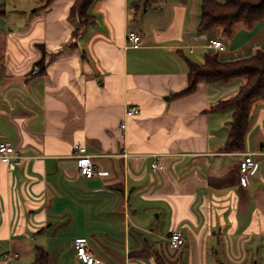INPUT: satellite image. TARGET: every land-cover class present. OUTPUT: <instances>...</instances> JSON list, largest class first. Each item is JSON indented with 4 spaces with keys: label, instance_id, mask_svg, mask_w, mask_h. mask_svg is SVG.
I'll return each instance as SVG.
<instances>
[{
    "label": "crops",
    "instance_id": "1",
    "mask_svg": "<svg viewBox=\"0 0 264 264\" xmlns=\"http://www.w3.org/2000/svg\"><path fill=\"white\" fill-rule=\"evenodd\" d=\"M136 1L95 0L94 22L74 38V0H0V142L18 154L13 168L0 159V264H35L38 248L52 264H82L78 236L106 264H264V97L244 148L230 151L232 108L211 107L243 81L200 80L178 94L188 60L264 50V20L227 38L221 27L198 30L201 0L138 13ZM210 38L224 48H208ZM44 53L45 71L34 72ZM134 104L140 111L126 116ZM78 143L107 175L77 173ZM246 153L256 167L242 174ZM173 230L186 239L177 250ZM6 252L19 256L8 262Z\"/></svg>",
    "mask_w": 264,
    "mask_h": 264
},
{
    "label": "trees",
    "instance_id": "2",
    "mask_svg": "<svg viewBox=\"0 0 264 264\" xmlns=\"http://www.w3.org/2000/svg\"><path fill=\"white\" fill-rule=\"evenodd\" d=\"M53 0H42L49 5ZM95 0H74L68 19L79 22L72 36L77 38L88 25L94 22V16L89 9ZM161 0H137L134 10L138 13L148 7L155 6ZM201 14L198 23L200 32H210L215 27H221L225 37L233 36L238 25L252 27L264 20V0H201ZM45 53L34 65V72L45 71ZM188 82L184 90L178 94H185L196 89L200 80L208 83H230L242 80L238 90L231 96L220 99L211 107V111H220L232 108V117L229 122L226 150L238 151L244 148L245 137L249 128L251 107L253 103L264 97V50L258 49L253 54L235 59L221 60L219 52L205 54L202 63L188 60ZM34 74V73H33ZM35 264H52L49 254L38 248L35 255ZM157 264H165L161 259Z\"/></svg>",
    "mask_w": 264,
    "mask_h": 264
},
{
    "label": "built area",
    "instance_id": "3",
    "mask_svg": "<svg viewBox=\"0 0 264 264\" xmlns=\"http://www.w3.org/2000/svg\"><path fill=\"white\" fill-rule=\"evenodd\" d=\"M128 44L131 47H139L141 42V37L138 31L131 30L127 34ZM210 49H223V43L217 38H210L207 43ZM192 51V49H191ZM140 111V105L134 104L127 106L125 109L126 116H131ZM122 128L126 127V123H121ZM75 156L77 158L76 171L79 175L85 178H91L97 174L107 175V171L99 169V166L95 160L94 155L88 153L87 147L84 144L78 143L74 145ZM18 157L16 149L14 146L9 145L6 142H0V159L6 162L10 167H14V159ZM152 170H157L162 168V165L156 160L152 163ZM256 167V160L253 153H246L239 162V171L242 174H246L254 170ZM169 245L172 248H179L183 246L186 239L181 230H173L168 238ZM73 246L76 252L78 260L82 264H106L99 260L90 249L89 239L85 236H78L73 241ZM19 256L16 252H6L3 254V258L12 262Z\"/></svg>",
    "mask_w": 264,
    "mask_h": 264
},
{
    "label": "rangeland",
    "instance_id": "4",
    "mask_svg": "<svg viewBox=\"0 0 264 264\" xmlns=\"http://www.w3.org/2000/svg\"><path fill=\"white\" fill-rule=\"evenodd\" d=\"M77 22V21H76ZM255 104V103H254ZM146 238V237H145ZM187 244V243H186ZM169 245V244H168ZM184 246V245H183ZM173 249V248H172ZM178 248H174V250H177ZM246 257V256H245ZM249 264H251V261H249Z\"/></svg>",
    "mask_w": 264,
    "mask_h": 264
}]
</instances>
